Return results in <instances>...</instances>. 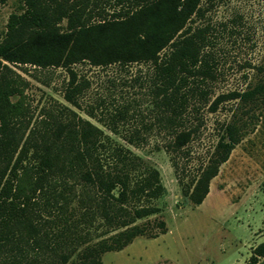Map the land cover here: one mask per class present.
Listing matches in <instances>:
<instances>
[{
    "label": "trees",
    "instance_id": "1",
    "mask_svg": "<svg viewBox=\"0 0 264 264\" xmlns=\"http://www.w3.org/2000/svg\"><path fill=\"white\" fill-rule=\"evenodd\" d=\"M101 1L21 0V12L7 19L0 41V264H102L103 254L137 237L166 233L154 205L164 194L158 171L67 107L60 117L48 113L24 127L29 82L15 69L64 70L63 99L81 110L89 83L78 79L74 66L148 65L155 110L148 127L169 139L163 148L192 207L206 198L242 140L244 124L222 125L206 161L187 182L180 177V154L196 132L187 127L188 112L209 103L217 79L209 29L191 26L205 0H113L111 14ZM258 99H264V82L220 94L208 109ZM126 116L124 109L111 115L109 130L138 146L146 140L140 132H118ZM245 264H264V241Z\"/></svg>",
    "mask_w": 264,
    "mask_h": 264
},
{
    "label": "rangeland",
    "instance_id": "2",
    "mask_svg": "<svg viewBox=\"0 0 264 264\" xmlns=\"http://www.w3.org/2000/svg\"><path fill=\"white\" fill-rule=\"evenodd\" d=\"M114 4L113 0H103L100 5L111 14ZM22 9L21 0L0 4V41L9 15ZM201 10L202 16L194 18L191 26L209 29L217 79L209 87V103L194 105L188 112L187 127L196 128V132L179 157L184 182L206 161L222 125L237 120L245 126L241 142L220 166L209 184L208 195L197 207L182 196L163 148L169 139L157 133L155 127L149 130L155 110L148 65L74 66L78 79L89 83L79 99L81 110L70 107L63 99L68 80L64 70L30 66L21 67L23 72L15 69L29 82L25 91L29 113L23 120L24 127L28 120L30 127L48 113L60 117L66 112L63 108H70L98 127L107 140L125 147L144 166L159 173L164 194L154 205L161 211L159 217L166 224V233L155 239L137 237L122 250L103 254L102 264H245L251 248L264 241L258 233L259 230L264 235V99L223 103L215 112L208 109L220 94L241 93L264 82V0H205ZM122 109L127 111L126 122L118 126V132H140L146 140L138 146L109 130L111 115ZM87 112H92L93 117ZM93 236L95 240L94 233Z\"/></svg>",
    "mask_w": 264,
    "mask_h": 264
},
{
    "label": "crops",
    "instance_id": "3",
    "mask_svg": "<svg viewBox=\"0 0 264 264\" xmlns=\"http://www.w3.org/2000/svg\"><path fill=\"white\" fill-rule=\"evenodd\" d=\"M215 178H216V177H215ZM215 178H214V179H215ZM258 233L260 234V236H264L262 232H259V230H258ZM254 247H255V246H254ZM254 247H252L251 250H252Z\"/></svg>",
    "mask_w": 264,
    "mask_h": 264
}]
</instances>
